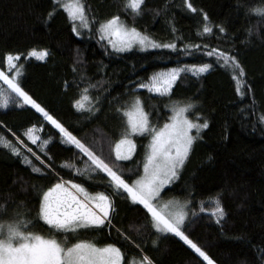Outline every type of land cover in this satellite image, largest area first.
<instances>
[{
	"label": "trees",
	"instance_id": "trees-1",
	"mask_svg": "<svg viewBox=\"0 0 264 264\" xmlns=\"http://www.w3.org/2000/svg\"><path fill=\"white\" fill-rule=\"evenodd\" d=\"M189 2L197 9L195 13L183 0H145L137 16L124 8L125 0H84L90 18L99 21L119 15L127 26L137 28L158 44H176L175 49L117 52L100 40L96 23L80 29L82 34L77 36L63 8L57 6L47 18L53 0H0V71L15 76L78 139L114 170L132 179L142 173L150 137L132 134L136 144L133 156L117 160L113 147L126 127V118L114 109L130 108L134 98L139 97L151 124L160 127L170 117L172 105L193 103L194 109L186 115L193 118L198 111L209 126L202 130V139L194 142L179 177L161 195L182 203L190 201L182 230L215 264H262L257 253L264 248V125L258 118L264 114V41L252 35L246 42L245 29L251 24L264 36V17L247 13L250 7H264V0ZM204 13L212 27L210 33L202 32ZM216 25L226 31L220 32ZM213 48L236 56L245 70L250 92L246 86L244 96L236 93L231 69L223 61L217 63L215 55H207ZM32 49H46L49 54L40 60L27 55ZM8 53L20 57L14 68H9L4 59ZM200 63L212 67L199 75L182 71L167 95L136 87L156 72ZM93 84L95 87L90 86ZM84 88L100 109L95 114L88 112V101H84L83 110L73 106ZM0 91L10 100L7 107H0V136L11 142L5 148L4 141H0V203L6 205L0 211V222L6 226L19 218L16 213H22L26 220L33 221L29 231L57 238L67 236L71 242L83 239L100 247L115 244L123 254L122 264L138 261L142 255L151 257L155 264H207L179 237L152 228L150 214L146 218L142 205L133 204L126 193L117 195L107 188L110 178L106 173H89L92 179L83 174L91 161L75 146L62 143L59 130L30 105L13 104L14 93L1 81ZM33 125L41 128L39 144L49 141L44 152L25 135ZM12 145L32 164L14 155ZM33 167L41 171H33ZM58 177L80 183L90 193L103 191L109 195L115 207L112 224L62 233L50 230L43 221L37 223L38 196ZM211 197H218L224 209L220 224L212 216L215 205ZM202 207L207 210L201 211Z\"/></svg>",
	"mask_w": 264,
	"mask_h": 264
},
{
	"label": "snow or ice",
	"instance_id": "snow-or-ice-1",
	"mask_svg": "<svg viewBox=\"0 0 264 264\" xmlns=\"http://www.w3.org/2000/svg\"><path fill=\"white\" fill-rule=\"evenodd\" d=\"M144 3L145 0H125L124 8L131 9L138 16L141 14ZM183 3L191 12L195 13L197 11L189 0H183ZM53 5V9L48 12L47 18L52 17L57 6L63 8L71 22V30L77 36L82 34L80 29H87L90 24L96 23L98 27L95 31L99 34L100 40H107L108 45L117 52L130 49L134 44L139 45L141 49L176 48L174 42L158 44L148 35L138 31L137 28L127 26L119 15H112L110 18L99 21L94 16L90 18L88 15L90 9L86 10L84 0H53ZM247 13L264 17V7H250L247 9ZM203 19L202 32L210 33L212 27L206 13L203 14ZM216 27L220 32L226 31L223 26L216 25ZM172 31L175 32L174 27ZM245 31L248 34L245 37L246 42L248 37L252 35L264 41V36L260 35L258 27L254 29L250 24ZM192 47L196 46L192 45ZM204 47L207 48V45ZM197 50L200 49L197 48ZM48 54L46 49H41L39 52L32 49L27 55L43 60ZM207 55H215L217 63L223 61V65L231 69V79L236 86L235 91L237 94L244 96L246 94L244 89L247 86L246 73L236 56L231 55L228 51H220L216 48L209 50ZM19 58L18 54L13 55L11 53L6 54L4 57L9 68L16 67L14 62ZM211 67L212 64L210 63H200L166 69L152 74L147 82L137 83L136 87L146 88L149 93H159L164 96L171 92L173 84L182 71L199 75L207 72ZM16 71L19 73L20 69L17 68ZM73 71H75V67ZM81 76L83 77V73H81ZM0 81H3L10 92L14 93V96L11 97L13 104L18 106L30 105L37 113L42 114L44 120L59 130L62 143L74 145L83 156L91 161L83 174L92 179L89 173H106L107 177L110 178L106 187L111 188L117 195L126 193L127 199L133 204L142 205L143 209L146 210V218L150 214L152 228L158 233L174 234L193 249L207 264H215V261L182 230L188 216L186 207L190 201L185 200L183 203L178 200L161 202L160 199L161 190L164 189L165 185L172 184L179 177L193 149L194 142L202 139V130L207 129L209 126V121L207 118L202 117L200 112L196 111L193 118L185 114L194 109L195 105L193 103L174 107V114L160 127L151 124L149 113L144 111L139 97L134 98L130 108L114 109L117 114L122 112L123 117L126 118V127L120 139L115 142L114 150L117 160H128L135 152L136 144L131 138L132 134H145L150 137L142 162L143 171L135 179H132L131 177L126 178L114 170L91 146L78 139L72 131H69L41 103L34 99L21 86V83L17 82L15 76L0 71ZM90 86L95 87L94 84ZM247 87L248 92H250V86ZM87 93L88 88H84L80 99L73 101V106L78 111L83 110L85 108L84 101H88V112L95 114L100 109L95 106V101ZM9 102V97L3 91H0V107H7ZM258 119L259 123L264 125V114H261ZM34 129L35 125L29 127L25 135L33 144H36L39 138L33 135ZM193 131L195 134H193ZM0 141H4L3 146L5 148L11 144L2 136H0ZM48 142V140H43L39 144L41 152L45 151L44 146ZM11 151L14 155L23 156L20 149L15 145L11 146ZM28 152L31 153L32 150L28 149ZM32 155H35V153H32ZM22 162L32 164L27 156H23ZM66 166L75 167V165ZM33 171L39 172L41 169L33 167ZM77 172H80V169H77ZM210 199L215 205L211 210L212 216L216 218V223L220 224L225 216L221 201L218 197H211ZM5 208L6 205L0 203V211L5 210ZM206 210L203 207L201 208V211ZM114 212L115 207L112 200L105 192L90 193L82 184L75 183L71 179L64 180L62 177H58L55 183L46 190H42L38 196V211L35 220L37 223L43 221L44 224L50 226V230L76 233L79 229H92L104 225L106 222L111 225L113 221L112 213ZM195 214V211H193L192 215ZM16 215L19 218L15 222H9L6 226L0 222V264H122L123 254L115 244L110 243L98 247L95 243L83 239L71 242L67 236L61 238H57L56 235L44 236L27 230L32 225V220H26L22 213H16ZM117 231L120 232L119 229ZM121 235L124 236V239L131 241L129 235L122 232ZM153 244H155V241H153ZM136 246L139 247V245ZM257 255L262 258V264H264V248ZM133 264H155V261L148 255H142L138 261H133Z\"/></svg>",
	"mask_w": 264,
	"mask_h": 264
},
{
	"label": "rangeland",
	"instance_id": "rangeland-1",
	"mask_svg": "<svg viewBox=\"0 0 264 264\" xmlns=\"http://www.w3.org/2000/svg\"><path fill=\"white\" fill-rule=\"evenodd\" d=\"M78 23V22H77ZM98 37L100 38V36H99V34H98ZM104 41H106V43H107V40H104ZM108 44V43H107ZM110 46V45H109ZM110 48L111 49H113L111 46H110ZM133 49H136V50H149V49H155V48H144V49H141L140 47H139V45H136V44H134L133 45V47L132 48H130V49H126L125 51H123V52H126V51H129V50H133ZM114 51H116L115 49H113ZM37 52H39V51H37ZM34 57V56H33ZM36 58V57H35ZM38 59V58H37ZM1 82H3V81H1ZM4 84V83H3ZM174 85V84H173ZM155 94H159V93H155ZM133 104V103H132ZM132 104H131V106H132ZM130 106V107H131ZM180 106H183L182 104H174V105H172V107H171V115H170V117L174 114L173 113V108L174 107H180ZM40 114V113H39ZM186 114V113H185ZM41 116H42V114H40ZM193 134H195L194 133V131H193ZM33 135L34 136H36V137H38L39 139L37 140V143L36 144H33L32 143V141L31 140H29L28 138V141L31 143V144H33V145H38L39 144V142H40V139H41V128L40 127H35V129H34V132H33ZM133 135H138V134H133ZM139 135H142V134H139ZM74 146V145H73ZM114 149H115V144H114V147H113ZM114 153H115V150H114ZM133 154H134V152L132 153V155L129 157V159H131V157L133 156ZM115 156H116V154H115ZM142 171H143V169H142ZM166 187H168V185H165V187H164V189L166 188ZM164 189H162L161 190V194H162V192H163V190ZM160 199H161V202H165V201H168V200H177V199H173V198H165V197H163L162 195H161V197H160ZM179 201V200H178ZM182 203V202H181ZM107 223V222H106ZM162 234H172V233H162ZM98 247H100V246H98ZM102 247V246H101ZM193 250V249H192ZM133 261H135V260H132V263L131 264H133ZM122 263H123V259H122Z\"/></svg>",
	"mask_w": 264,
	"mask_h": 264
}]
</instances>
